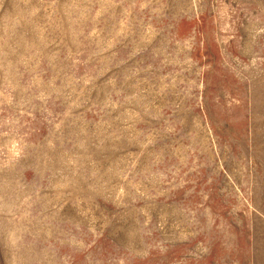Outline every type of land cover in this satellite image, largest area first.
<instances>
[{
  "label": "rangeland",
  "instance_id": "rangeland-1",
  "mask_svg": "<svg viewBox=\"0 0 264 264\" xmlns=\"http://www.w3.org/2000/svg\"><path fill=\"white\" fill-rule=\"evenodd\" d=\"M0 264H264V0H0Z\"/></svg>",
  "mask_w": 264,
  "mask_h": 264
}]
</instances>
